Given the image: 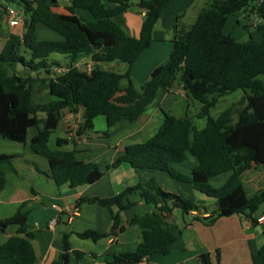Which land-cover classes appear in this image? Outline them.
Here are the masks:
<instances>
[{
    "label": "trees",
    "instance_id": "1",
    "mask_svg": "<svg viewBox=\"0 0 264 264\" xmlns=\"http://www.w3.org/2000/svg\"><path fill=\"white\" fill-rule=\"evenodd\" d=\"M2 1L5 8L11 4L21 6L29 17L24 19L22 35L10 34L0 52V137L25 142L27 130L34 127L30 148L47 161L57 187L92 184L103 175L95 162L79 160L74 150L61 148L67 143L65 137H57L55 147H50V136L62 112L76 113L81 108L77 132L84 135L93 129L94 119L103 116L106 120L103 133L107 134V128L117 121H133L141 116L158 90L177 84L186 97L200 103L195 117L204 118L205 125L198 128L188 115L176 117L164 111L155 133L144 141L127 144L124 154L108 167L128 163L135 169L165 172L171 179L189 183L215 201L208 215L194 217L205 225L233 214L247 218L252 224L257 222V217L264 213L258 211L264 203V187L249 193L242 175L253 165L264 167V81L258 78L264 74V0H205L189 27H177L167 62L152 70L140 91L131 83L119 88L120 80L129 78L128 70L118 73L99 64L116 60L128 66L133 64L151 45L153 27L172 0H136V5L145 10L136 37L128 36L114 20L133 5L132 0H70L66 13L54 9L55 0ZM240 11L246 20L251 14L257 16V22L245 24L244 41L223 32L228 17ZM37 23L56 31L63 39H37ZM52 53L66 55L68 63L61 66L59 61L49 58ZM83 56H90V70L76 65ZM17 66L45 74L38 79L48 83L49 101L34 104L31 82L38 75H19ZM52 66L57 68L50 72ZM238 89L249 92L216 116L210 114L221 97ZM40 113H44L43 117ZM188 154L196 158L197 165L185 174L175 165L184 164ZM14 157L0 155V188L5 184L6 174L15 172ZM225 173L229 174L221 185L211 184L212 179ZM139 200L154 206L152 211L135 214L127 221L139 226L141 242L132 251L113 254L105 264H139L152 254L169 253L176 236L170 230L168 214L174 208L187 214L201 211L195 202L162 189L150 175L113 196L80 198L76 204L87 201L102 207L116 206L117 211L107 232L86 229L77 235L94 242L116 235L122 229L120 212ZM26 216L20 207L11 216L0 219V227L17 226L15 234L0 243V258H10V264L37 261ZM218 253L216 250L217 259ZM72 255L80 258L83 253L71 250L67 235L63 234L59 257L51 264H72ZM211 259L208 251L198 255L199 264H212ZM252 264H264V242L252 254Z\"/></svg>",
    "mask_w": 264,
    "mask_h": 264
},
{
    "label": "crops",
    "instance_id": "2",
    "mask_svg": "<svg viewBox=\"0 0 264 264\" xmlns=\"http://www.w3.org/2000/svg\"><path fill=\"white\" fill-rule=\"evenodd\" d=\"M137 1L127 11L114 17L116 23L128 36H138L144 18L145 10L136 5ZM205 0H172L162 11L152 31V43L137 59L128 66L126 63L116 60L100 63L99 65L124 73L129 71V78H122L119 88L123 89L129 83L140 91L141 85L150 78L152 70L167 62L170 46L162 42L165 38L172 39L177 27H189L182 20L186 17L190 8H194L193 18L204 5ZM17 11L19 22L10 25L5 11V2L0 0V52L10 34L21 36L24 30V19L29 14L24 13L20 6L11 4ZM66 0H55L54 9L57 12L66 13ZM83 17L88 15L78 11ZM243 12H237L228 17L226 25L233 20L237 26H244ZM195 16V18H196ZM195 20V19H194ZM257 21V20H256ZM36 37L39 40H62L63 37L56 31L42 23L36 24ZM239 32H241L239 30ZM228 34V33H225ZM231 35V34H230ZM236 38V37H235ZM238 39V38H236ZM165 44V45H164ZM50 58V57H49ZM52 59V58H50ZM55 60V59H52ZM60 62V61H59ZM61 66L66 64L59 63ZM83 70H90L92 61L90 56H83L76 62ZM57 66H52L50 72L55 71ZM16 72L23 76H32L37 79L31 82V94L35 105L45 103L50 99L47 82L39 80L45 77L43 73L28 70L17 66ZM181 86L175 84L170 89H160L148 107V109L136 120H120L107 128L106 120L94 119L93 129L86 135L77 132L78 123L81 120V108L77 112L64 111L58 122L55 134L50 136L49 145L55 147L57 137H65L67 143L61 147L75 151L77 159L95 162L103 172L102 177L96 182L75 188L67 185L57 187L50 177L47 161L41 162L29 145V140L35 133V128L27 130L25 142H16L0 137V155H14L12 164L15 172L6 174L5 184L0 188V219L11 216L18 208L26 212L27 230L33 235L31 240L37 261L35 264H51L56 261L61 251L62 235H67L71 250L83 253L80 258L71 256L72 264H105L113 254L123 251H132L141 242V229L138 225H130L127 221L135 214L152 211L153 204L142 200L136 205L120 212L122 229L116 235L102 238L98 241L80 238L77 233L86 229H94L97 232H107L111 226L112 216L116 213V206L102 207L96 203L79 202L78 210L70 215V205L80 198L109 197L121 192L126 186H134L139 181H145L153 175L156 183L162 189L175 192L200 206L199 213L194 210L187 214L179 208H174L168 214L169 227L176 236L170 245L167 254H152L139 264H199L198 255L208 251L211 254L212 264H252V254L264 242V224L256 222L252 224L247 218L236 214L220 217L212 225L194 219L195 216L209 214V206L213 208L215 201L197 192L189 183L178 182L171 179L165 172L144 171L131 167L128 163H122L118 167L108 165L124 154L125 146L129 143L138 142V135L151 136L158 129L163 119V112L170 113L173 97L184 96ZM171 114V113H170ZM43 117V115H40ZM205 125V119H202ZM192 123L195 125L194 121ZM198 128H201V127ZM148 138V137H147ZM146 138V139H147ZM144 141V140H143ZM140 142V141H139ZM53 143V145H52ZM41 157V156H39ZM43 158V157H42ZM197 165V160L190 154L184 164L175 165L179 171L189 174L190 167ZM140 173V174H139ZM229 173L222 174L210 182L213 186L221 185ZM244 185L249 193L264 187L260 178L264 176V167L253 165L243 173ZM213 181L215 184H213ZM247 184V185H246ZM160 205V203H158ZM264 210V203L260 205L259 212ZM55 218L54 224L49 220ZM17 226L9 225L0 227V243L15 234ZM216 250L219 258L217 259ZM10 258H0V264H10Z\"/></svg>",
    "mask_w": 264,
    "mask_h": 264
},
{
    "label": "rangeland",
    "instance_id": "3",
    "mask_svg": "<svg viewBox=\"0 0 264 264\" xmlns=\"http://www.w3.org/2000/svg\"><path fill=\"white\" fill-rule=\"evenodd\" d=\"M132 2H133V5H134V3L136 2V0H132ZM20 9L22 10V7L21 6H20ZM192 11H194V8L193 9L190 8L188 10V12H187L186 17L182 20L186 25H190L192 23V21H194V19H195L196 14H194L193 18H190L191 17V14H192ZM241 19L243 20L244 26H237V24L233 20L230 19V22L226 25V27L224 29V33L231 34L233 37H236L239 40L244 41V40L247 39V33H246V29H245V24L249 23L250 21L257 22L256 21L257 20V16L255 14H251L249 20H246L244 17H241ZM239 30L241 32H239ZM162 42H166L165 44H169V46L171 48V39L168 41L165 38ZM50 58L55 59L57 61H60L62 64L68 63V58L64 54L52 53L50 55ZM258 78H260L261 80L264 81V74L258 75ZM180 90L182 91V94L185 95L183 89L181 88ZM248 92H249L248 90L245 91V90H242V89H238V90H236L234 92H231V93H228V94L224 95L210 109V114L212 116H216L221 110L225 109L230 104H232L234 102H237L238 100L241 99V97H243L245 95V93H248ZM188 99L189 100H187L186 98H184V96H181V95H176L175 97H173L172 104H171V106L169 108L170 109V113L172 115L176 116V117H182L184 115H188L194 121L195 125L199 127L203 123L202 119H204V118H197V117H195V114L200 109V103L197 100H195V99H191V98H188ZM40 115H44V113H40ZM98 119L99 120L100 119L101 120H104V117L103 116H98ZM52 134H55V133H52ZM52 134H51V136H52ZM148 135H150V134H148ZM148 135L147 136L146 135L144 136L142 134H139L137 141L139 142V141L145 140L147 137H149ZM52 145H53V143H52ZM37 158L39 160H41V162H45V159L44 158L39 157V156ZM244 177H245V175H242L243 181H244ZM260 182H262V183L264 182V176L262 178H260ZM213 184H215L214 181H213ZM248 191L250 192L249 189H248ZM203 196H205V195H203ZM207 198H211V197H207ZM136 208H139V207L136 205ZM208 208L211 211L214 207L212 208L211 205H210Z\"/></svg>",
    "mask_w": 264,
    "mask_h": 264
},
{
    "label": "built area",
    "instance_id": "4",
    "mask_svg": "<svg viewBox=\"0 0 264 264\" xmlns=\"http://www.w3.org/2000/svg\"><path fill=\"white\" fill-rule=\"evenodd\" d=\"M69 1L70 0H66L67 5L69 4ZM5 11H6L7 15H8L9 24L10 25L18 24L19 17H18L16 9L13 6H11V5H7L6 8H5ZM57 70L61 71V69H59V68ZM77 210H78L77 204L76 203H72L70 205V208H69V211L71 212L70 215H73ZM55 221H56V219L52 218V219L49 220V224L52 225V224L55 223ZM257 222L264 224V213L257 217Z\"/></svg>",
    "mask_w": 264,
    "mask_h": 264
}]
</instances>
